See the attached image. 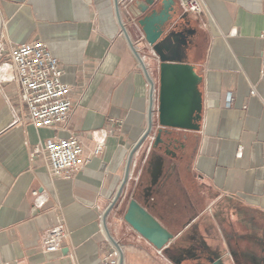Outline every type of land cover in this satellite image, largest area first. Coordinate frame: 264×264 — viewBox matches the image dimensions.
Segmentation results:
<instances>
[{
  "label": "crops",
  "instance_id": "1",
  "mask_svg": "<svg viewBox=\"0 0 264 264\" xmlns=\"http://www.w3.org/2000/svg\"><path fill=\"white\" fill-rule=\"evenodd\" d=\"M149 25L177 47L170 61L193 66L201 95L198 129L163 128L156 145ZM263 29L264 0H204L199 13L181 0H0V264H100L114 242L123 264H264ZM34 40L72 87L56 129L34 128L1 65ZM69 135L87 161L53 177L31 148ZM55 225L66 235L47 252Z\"/></svg>",
  "mask_w": 264,
  "mask_h": 264
},
{
  "label": "built area",
  "instance_id": "2",
  "mask_svg": "<svg viewBox=\"0 0 264 264\" xmlns=\"http://www.w3.org/2000/svg\"><path fill=\"white\" fill-rule=\"evenodd\" d=\"M181 7L185 12L199 13L204 8V0H181ZM260 37L261 58L264 62V29ZM131 45L139 64L144 66L138 44ZM1 65L7 67V79L14 82L18 98L26 104L29 121L34 128L56 129L68 122L72 112V87L61 79L63 70L59 60L45 42L34 40L13 46L8 52V60ZM253 92L251 90V93ZM229 103L230 96L227 105ZM154 140L155 136H152L151 143H154ZM31 151L32 154L43 153L48 171L53 177H69L87 161L83 158L82 141L76 135L49 138L43 144L32 146ZM100 152L101 147L97 146L92 153L96 155ZM65 235L66 232L60 225L53 226L42 240L44 249L47 252L57 250ZM121 255L120 244L114 242L111 251L104 256L100 264H123Z\"/></svg>",
  "mask_w": 264,
  "mask_h": 264
},
{
  "label": "water",
  "instance_id": "3",
  "mask_svg": "<svg viewBox=\"0 0 264 264\" xmlns=\"http://www.w3.org/2000/svg\"><path fill=\"white\" fill-rule=\"evenodd\" d=\"M144 38L159 59V91H158V133L154 144L161 141L163 128L198 129L197 120L200 118L201 95L198 90L199 77L193 66L184 62L169 60V55L177 53L169 43H165L163 30H155L152 25L143 27ZM152 101L148 111V126L141 138L133 146L126 166V176L133 153L140 147L152 130ZM121 188L117 192L112 204L117 200Z\"/></svg>",
  "mask_w": 264,
  "mask_h": 264
}]
</instances>
